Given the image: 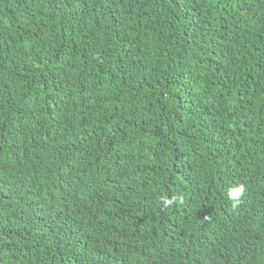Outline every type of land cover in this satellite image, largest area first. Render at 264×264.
<instances>
[{
	"label": "trees",
	"instance_id": "obj_1",
	"mask_svg": "<svg viewBox=\"0 0 264 264\" xmlns=\"http://www.w3.org/2000/svg\"><path fill=\"white\" fill-rule=\"evenodd\" d=\"M245 247L264 0H0V264H264Z\"/></svg>",
	"mask_w": 264,
	"mask_h": 264
},
{
	"label": "clouds",
	"instance_id": "obj_2",
	"mask_svg": "<svg viewBox=\"0 0 264 264\" xmlns=\"http://www.w3.org/2000/svg\"><path fill=\"white\" fill-rule=\"evenodd\" d=\"M257 242V241H256ZM253 242L249 243V244H252ZM249 254L251 255L252 257L256 258V259H263L264 260V250H259V251H250L248 250L246 247L243 251L242 254Z\"/></svg>",
	"mask_w": 264,
	"mask_h": 264
},
{
	"label": "snow or ice",
	"instance_id": "obj_3",
	"mask_svg": "<svg viewBox=\"0 0 264 264\" xmlns=\"http://www.w3.org/2000/svg\"><path fill=\"white\" fill-rule=\"evenodd\" d=\"M235 195H237V193L236 192H233V196H235Z\"/></svg>",
	"mask_w": 264,
	"mask_h": 264
}]
</instances>
